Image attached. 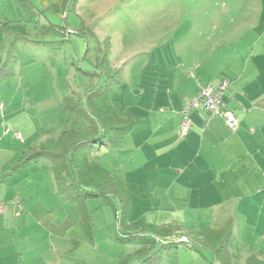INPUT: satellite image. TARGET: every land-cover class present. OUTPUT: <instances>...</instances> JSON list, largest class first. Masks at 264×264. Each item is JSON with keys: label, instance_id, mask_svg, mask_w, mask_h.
<instances>
[{"label": "rangeland", "instance_id": "obj_1", "mask_svg": "<svg viewBox=\"0 0 264 264\" xmlns=\"http://www.w3.org/2000/svg\"><path fill=\"white\" fill-rule=\"evenodd\" d=\"M257 1L0 0V180L10 178L19 167L31 179L16 191L23 192L25 209L16 195L18 207L14 198L4 200L7 208L3 214L15 218L28 214L31 224L24 236L30 240L25 241L38 260L32 264H46L51 253L56 256L53 264H119L138 248L137 240H119L126 228L115 219L112 206L105 204L102 196L85 200L92 223L86 229L76 209L77 200L65 198L57 185L54 190V167L37 153L46 143L48 150H53L57 142L52 141L64 131L85 130L87 120L79 108L85 110L91 99L102 97L105 87L109 88L105 96L112 98L114 106L137 115L129 107L146 101L132 95L157 82L165 86L171 67L179 72L188 62L214 57L219 63L225 51L212 54L210 47L215 42L235 40L242 45L262 36V32L252 30L211 31L202 24L211 7L244 8L250 2L256 6ZM233 21L240 22L235 14ZM66 28L77 34L65 38L61 30ZM131 146L128 133L120 143V154L116 148L94 150L88 160L123 179L129 170ZM140 181L136 175L126 183L128 194L134 198L131 214L162 224L167 221L165 192L155 182ZM33 187L39 198L31 192ZM109 199L113 202L112 197ZM33 202L35 213L31 214L27 210ZM183 208L186 210L180 217L184 218L185 233L197 227L199 214L202 227L215 226L202 218L203 212L198 214L187 205ZM10 228L16 229V225ZM231 239L230 251L234 239L238 250L252 242L245 236ZM152 247L146 264H221L210 249L192 243H156ZM231 255L236 262L246 259L243 254Z\"/></svg>", "mask_w": 264, "mask_h": 264}, {"label": "crops", "instance_id": "obj_2", "mask_svg": "<svg viewBox=\"0 0 264 264\" xmlns=\"http://www.w3.org/2000/svg\"><path fill=\"white\" fill-rule=\"evenodd\" d=\"M205 14L202 24L211 31L252 30L262 32V36L242 45L235 40L215 42L210 47L212 54L225 51L219 63H215L214 57L188 62L179 72L171 67L166 73L169 81L165 86L157 82L152 88L137 91L138 96L132 95L131 98L140 97V101L146 102L129 107L137 115H134L135 126L129 132L132 149L127 154L129 170L124 172L123 180L128 183L139 175L140 182H155L162 188L163 211L169 221L163 223L177 225L185 232L180 214L187 205L198 214L203 212L202 218L214 227L231 221V237L252 239L243 250H238L239 243L234 239L230 253L264 258V0H258L256 6L250 2L249 6L236 9L214 6ZM234 14L240 22L233 21ZM225 79L228 85L223 103L238 121L236 129L221 116L211 117L201 109H193L188 114L190 128L183 135L185 104L197 96L201 85L219 84ZM6 180H0V199H21L25 209L23 192L16 191L21 184L30 183L29 173L19 167ZM51 184L55 190L54 178ZM31 192L39 198L36 188ZM129 196L126 221L130 224L139 221L141 216L131 214L134 198ZM136 202L139 206L138 197ZM32 204L27 211L34 214L35 202ZM26 214L16 218L9 213L0 215V264L38 261L34 260V249L26 245L25 239L30 238L24 236V230L31 224ZM143 220L158 225L155 220ZM197 223L192 233L207 229L202 227L200 214ZM11 224L16 229H11ZM47 255L46 264H53L56 256Z\"/></svg>", "mask_w": 264, "mask_h": 264}, {"label": "trees", "instance_id": "obj_3", "mask_svg": "<svg viewBox=\"0 0 264 264\" xmlns=\"http://www.w3.org/2000/svg\"><path fill=\"white\" fill-rule=\"evenodd\" d=\"M63 36L69 39L77 34L71 29H62ZM73 32V33H71ZM104 89V88H103ZM105 87L102 97L89 101L87 109L79 108L82 117L87 120V128L82 132L74 130L64 131L61 136L52 142H57L55 148L48 150L45 146L37 156L47 157L53 165L55 184L59 193L65 198L76 199V209L85 228H91V213L86 207L88 197L102 196L105 204H110L115 219L123 228L124 235L119 237L122 242L137 240L138 248L123 258L119 264H146L151 256L152 246L161 243V246L176 245L178 243H192L195 246L210 249L215 259L221 264H264V258L249 255L243 263L236 262L229 252V242L232 235V222L228 221L219 227H212L203 231L185 233L179 226L172 223L158 225L147 224L144 220L128 223L127 212L130 207V196L123 179L115 178L103 166L90 162L89 154L100 151L101 148H116L117 154L122 152L120 143L123 137L135 126V116L128 111L114 106L112 98ZM83 186V187H82ZM114 186V187H112ZM113 202H109V198ZM4 200V199H3ZM0 215H5L1 214ZM185 237V240H182ZM152 247V248H151Z\"/></svg>", "mask_w": 264, "mask_h": 264}, {"label": "built area", "instance_id": "obj_4", "mask_svg": "<svg viewBox=\"0 0 264 264\" xmlns=\"http://www.w3.org/2000/svg\"><path fill=\"white\" fill-rule=\"evenodd\" d=\"M227 85L228 80L225 79L219 84H206L199 87L197 96L188 101L182 110L183 121L181 124V133L183 135L190 128L188 114L193 109H201L211 117L221 116L233 130L236 129L238 121L236 120L233 112L226 108L223 103V95ZM16 136L18 137L19 135L16 134ZM13 203L15 204V208H17L19 201L17 199H13ZM6 208L7 203L0 199V213H4ZM182 240H185V237H182Z\"/></svg>", "mask_w": 264, "mask_h": 264}]
</instances>
